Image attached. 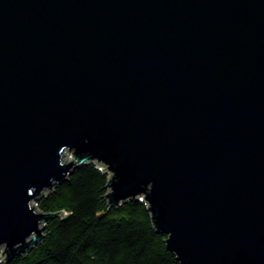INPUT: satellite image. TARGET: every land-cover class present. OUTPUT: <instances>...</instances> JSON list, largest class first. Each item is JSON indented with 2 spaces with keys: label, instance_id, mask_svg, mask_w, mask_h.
Instances as JSON below:
<instances>
[{
  "label": "water",
  "instance_id": "water-1",
  "mask_svg": "<svg viewBox=\"0 0 264 264\" xmlns=\"http://www.w3.org/2000/svg\"><path fill=\"white\" fill-rule=\"evenodd\" d=\"M91 162L181 264H264V0H0L3 260Z\"/></svg>",
  "mask_w": 264,
  "mask_h": 264
},
{
  "label": "trees",
  "instance_id": "trees-1",
  "mask_svg": "<svg viewBox=\"0 0 264 264\" xmlns=\"http://www.w3.org/2000/svg\"><path fill=\"white\" fill-rule=\"evenodd\" d=\"M108 173L91 162L37 199L48 221L43 241L30 252L0 264H181L140 199L110 207ZM68 213L67 216H62Z\"/></svg>",
  "mask_w": 264,
  "mask_h": 264
},
{
  "label": "rangeland",
  "instance_id": "rangeland-1",
  "mask_svg": "<svg viewBox=\"0 0 264 264\" xmlns=\"http://www.w3.org/2000/svg\"><path fill=\"white\" fill-rule=\"evenodd\" d=\"M68 154H69V153H68ZM64 159H65V160H67V159H68V157H65ZM1 251H2V249H0V253H1Z\"/></svg>",
  "mask_w": 264,
  "mask_h": 264
}]
</instances>
